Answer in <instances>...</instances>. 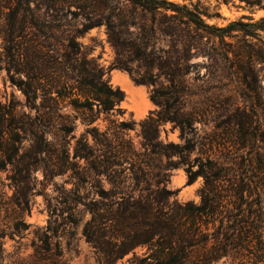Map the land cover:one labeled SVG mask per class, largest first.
I'll use <instances>...</instances> for the list:
<instances>
[{
    "label": "trees",
    "instance_id": "16d2710c",
    "mask_svg": "<svg viewBox=\"0 0 264 264\" xmlns=\"http://www.w3.org/2000/svg\"><path fill=\"white\" fill-rule=\"evenodd\" d=\"M129 1L140 3L147 11H132L131 19L119 14L118 22L108 21L116 50L113 66L128 70L140 84L156 85L161 77L166 80L152 94L160 109L141 123L140 147L127 133L135 128V123L110 117L112 112H123L119 105L124 93L109 84L104 69L94 59H88L76 41L95 23L85 21L66 28L65 23H57L56 18H49L44 12L21 11L23 0L3 6L9 11H4L8 28L4 45L0 46V70L11 74L36 115L19 114L14 104L0 102V170L12 166L16 171V192L12 197L15 201L6 209L0 206V239L7 235L13 238L22 225L27 226L22 214L29 206L30 173L42 154L60 156L56 140L71 136L75 140L74 159L84 161V165L75 161L71 167L84 189L70 191L74 197L62 201L60 209L51 210L30 264H69L57 241L61 236L59 218L66 221L62 223L67 227L77 224L83 211L90 218L82 234L93 249L97 264H116L130 253L134 254L133 264H211L227 255V240L233 248L240 246L250 251L256 241L262 243L264 239V158H260L257 167L253 163L251 168L247 165L240 173L230 174L213 162L210 170L215 168L214 173L206 171L202 162L195 170L190 157L197 146L193 135L195 123L212 114V108L217 113L212 118L217 120L222 110L218 99L195 91V83L187 79L192 68L199 65L192 62L193 58L218 61L215 44L209 45L212 36H216L212 32L216 28L204 19L212 15L166 0ZM239 1L251 9L264 10V0ZM161 8L166 11H158ZM248 19L249 22L239 20L217 29L222 31L217 35L222 42L231 31L241 34L242 44L233 54L245 80L258 79L261 70L254 65H264V47L248 43L261 39L264 16ZM126 25V32L119 29ZM130 25L138 32L129 31ZM124 33L135 37L124 39ZM156 35L163 37L170 48L160 49L161 53L153 58ZM127 52L130 54L125 57ZM132 61L143 63L147 73L141 75L134 70L129 63ZM243 61L250 65H241ZM154 66L158 68L156 76L150 73ZM12 71L21 78L16 79ZM70 93L75 95L72 106L87 126L85 133L91 135L93 144L84 133L77 137L74 122L59 113L61 103ZM40 96L42 101L38 103ZM191 102L193 105L187 110L186 105ZM239 111V107L233 108L229 122L244 128L248 121ZM101 114L108 121L104 130L94 125ZM165 122L180 129L184 143L161 139L160 126ZM46 134L54 135V139L49 140ZM247 134L241 137L242 148L254 144ZM27 136L35 143L30 154L21 153L22 140ZM180 166L185 167L190 182L198 175L204 177L200 204L171 202L175 192L166 188L168 173ZM102 178L108 180L109 188L102 186ZM91 180L96 197L90 199L84 184ZM210 223L217 228L212 232L215 243L209 246ZM138 247L146 251L138 255Z\"/></svg>",
    "mask_w": 264,
    "mask_h": 264
},
{
    "label": "rangeland",
    "instance_id": "374dc122",
    "mask_svg": "<svg viewBox=\"0 0 264 264\" xmlns=\"http://www.w3.org/2000/svg\"><path fill=\"white\" fill-rule=\"evenodd\" d=\"M26 1V2H25ZM141 3L146 0H139ZM161 1V0H160ZM179 5L186 4L194 11L209 13L211 18L204 16L209 25H213L216 29L212 32L216 36H212L210 44H215V52L218 61L210 58H193L192 62L199 65L192 68L191 73L187 76L191 82L195 83V91L218 99L222 106L217 120H213L212 115L217 117V113L212 108V114H208L202 120L199 119L195 123L193 131L194 141L197 142L196 149L190 155L194 160V169L197 170L200 163L204 164L206 171L214 173L215 168L210 170L213 162L220 166V169L229 171L230 174L240 173L247 165L257 167L260 158H264V65H254L260 69L258 79L249 77L245 80V74L240 69L239 62L235 58L233 52L238 48L241 42V34L237 31H231L230 36H226L222 42L219 38L222 31L218 28L226 27L229 24L243 20L249 22V17L259 19L264 16V10L251 9L246 6L245 2L239 0H166ZM23 8L21 11H41L46 13L49 18H56L57 23H65L66 28H72L73 24L81 25L85 21L95 23L84 35L76 37V41L82 45L88 59H94L97 64L105 71L104 78L114 89H120L124 93V99L120 102L119 107L122 113L112 112L111 118L119 120L132 121L135 128L130 130L128 137L140 147L142 136L141 123L149 116L156 114L160 109L158 104L153 100L152 94L154 89L159 86L160 82L166 83L161 77L156 85L140 84L135 81V76L128 70L114 67L116 59V50L110 39L108 29V21H117V15H127L132 18L133 13L147 11L140 3H133L129 0H23ZM28 2V4H27ZM12 4H18V0H0V46L4 45V38L8 28L7 19L4 11H9L8 7ZM197 6V9H196ZM3 11V12H1ZM158 11H166L163 8ZM172 11V10H167ZM139 15V14H138ZM61 19V20H60ZM89 19V20H88ZM118 19V18H117ZM151 22L148 23L150 25ZM121 31H127L126 26H119ZM129 31L138 32L134 26L128 27ZM135 35L124 33L122 38L133 40ZM248 43L255 45L256 48L264 47V33L261 39L249 40ZM155 46V54L153 58L161 53L160 49L168 50L169 43L160 35H156L153 40ZM0 47V53L2 48ZM129 51V50H127ZM132 52V50H130ZM130 52L125 54L128 57ZM228 55V56H227ZM156 60V59H155ZM130 66L146 74L147 67L139 61L129 62ZM204 63V65H203ZM241 65L249 66V63H241ZM150 73L156 76L158 73L157 66L150 68ZM16 79H20V75L12 71ZM11 74L6 69L0 70V102L14 104L19 114L34 117L36 112L27 104L26 96L17 82H13ZM25 79V76L22 77ZM75 95L68 94L61 103L59 113L74 122L77 137L85 134V138L90 144L93 140L90 134L85 133L87 126L82 118L77 115L76 110L72 106ZM42 101V97L38 99V103ZM197 101V98L194 99ZM187 104L186 109H190L193 105ZM234 107H239V114L244 115L248 124L244 128L240 125H233L229 122L230 112ZM211 109V108H210ZM210 115V116H209ZM105 114H101L99 119L94 123L101 130L108 125L105 120ZM212 119V120H211ZM161 139L166 142L184 143L181 138L180 129L175 127L171 122H165L160 126ZM248 133V134H247ZM248 135V139H252L253 146L249 145L242 148L241 137ZM49 140L54 139V135L46 134ZM56 140L57 149H60V156L55 154H42L39 156L40 161L30 173L29 186V206L22 214L24 223L27 226H21L22 230L16 233L12 238L9 235L0 239V264H30L35 247L39 244V235L45 230L50 219L51 210L60 209L61 202L67 197H74L72 190L83 187V182L76 176L74 168L75 161L79 165H84V161L76 160L73 157L75 140L69 136L66 139ZM35 144L30 138L25 137L22 140L21 153L30 154L32 145ZM201 150L203 153H201ZM197 157H199L197 159ZM28 158V157H27ZM253 160V162H251ZM57 165V167H55ZM251 168V167H250ZM51 170H53L51 172ZM15 169L8 166L5 170H0V206L6 209L15 199H12L16 192V184L14 182ZM92 182L85 183L84 187L90 191V199L96 197L93 194ZM104 188H109L110 184L107 179L102 178L101 182ZM205 180L202 175H198L193 181H189L188 173L185 167L180 166L168 173V181L166 188L175 192L170 197L171 202L176 200L179 203L193 202L200 204L202 199V190ZM84 189V188H82ZM72 191V192H70ZM84 191V190H81ZM233 200V198H229ZM81 208V207H80ZM66 215V214H65ZM90 218L87 211H83L78 215L77 224H70L64 227L63 218H59L61 236L57 240L64 252V260L69 264H97L95 254L91 246L86 242L82 230L86 221ZM7 219V218H6ZM6 223V221H5ZM218 225V224H217ZM217 228L210 223V237L208 245L215 243L212 232ZM255 243V247L250 251L233 248L226 241L227 255L214 261L211 264H264V239ZM55 242V241H54ZM146 248L138 247L135 253L142 255ZM133 253H130L116 264H133Z\"/></svg>",
    "mask_w": 264,
    "mask_h": 264
}]
</instances>
